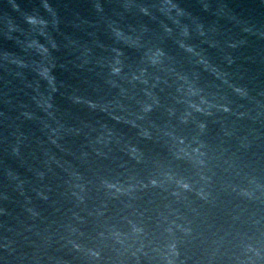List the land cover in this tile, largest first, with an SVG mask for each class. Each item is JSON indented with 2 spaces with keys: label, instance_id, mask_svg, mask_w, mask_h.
I'll list each match as a JSON object with an SVG mask.
<instances>
[{
  "label": "water",
  "instance_id": "obj_1",
  "mask_svg": "<svg viewBox=\"0 0 264 264\" xmlns=\"http://www.w3.org/2000/svg\"><path fill=\"white\" fill-rule=\"evenodd\" d=\"M0 264H264V0H0Z\"/></svg>",
  "mask_w": 264,
  "mask_h": 264
}]
</instances>
